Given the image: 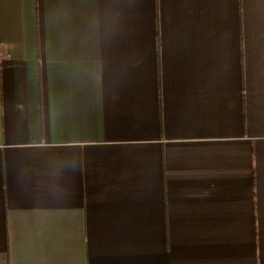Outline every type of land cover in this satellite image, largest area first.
<instances>
[{
  "label": "crops",
  "instance_id": "0c3cea01",
  "mask_svg": "<svg viewBox=\"0 0 264 264\" xmlns=\"http://www.w3.org/2000/svg\"><path fill=\"white\" fill-rule=\"evenodd\" d=\"M0 264H264V0H0Z\"/></svg>",
  "mask_w": 264,
  "mask_h": 264
}]
</instances>
